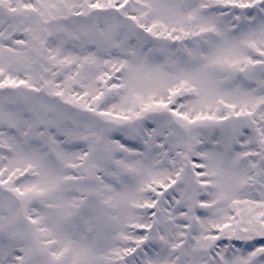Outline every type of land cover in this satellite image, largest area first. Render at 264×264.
Here are the masks:
<instances>
[{
    "label": "snow or ice",
    "instance_id": "6c2138e0",
    "mask_svg": "<svg viewBox=\"0 0 264 264\" xmlns=\"http://www.w3.org/2000/svg\"><path fill=\"white\" fill-rule=\"evenodd\" d=\"M0 264H264V0H0Z\"/></svg>",
    "mask_w": 264,
    "mask_h": 264
}]
</instances>
